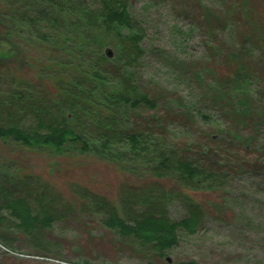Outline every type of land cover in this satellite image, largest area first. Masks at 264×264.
Segmentation results:
<instances>
[{
  "label": "rangeland",
  "instance_id": "374dc122",
  "mask_svg": "<svg viewBox=\"0 0 264 264\" xmlns=\"http://www.w3.org/2000/svg\"><path fill=\"white\" fill-rule=\"evenodd\" d=\"M126 3L144 35L137 78L157 104L155 111H139L136 124L151 116L171 122L167 132L175 136L167 137L169 142L189 145L202 163L216 165L224 181L214 185L215 191L188 193L202 210L201 225L192 236L179 231L177 244L160 256L104 224L109 211L130 222L129 209H137L128 198L151 184L146 173L137 177L67 145L57 153L0 139V186L10 189L9 183L18 181L25 205L51 218L29 238L9 211H0V264H264V0ZM2 35L0 58L7 60L0 61V94L41 84L43 96L54 95L57 80L42 79L36 69L21 83L20 54L9 56L6 42L23 52L25 36L2 40ZM9 67L15 68L13 74ZM239 71L249 79L237 91ZM1 112L0 127H8ZM158 188L174 186L164 180ZM165 207L171 222L187 214L183 202Z\"/></svg>",
  "mask_w": 264,
  "mask_h": 264
},
{
  "label": "trees",
  "instance_id": "16d2710c",
  "mask_svg": "<svg viewBox=\"0 0 264 264\" xmlns=\"http://www.w3.org/2000/svg\"><path fill=\"white\" fill-rule=\"evenodd\" d=\"M5 1L6 7L0 5L2 40L20 35L28 44L26 51L19 52L17 44L6 42L9 56L20 54L16 70L24 71L21 83L26 84L27 75L36 69L42 79L55 78L57 86L47 97L41 94V84L34 90L0 94V111L6 112L9 125L0 127V139L57 153L67 145L137 177L146 173L153 179L151 184L140 189V196L128 198L129 206L140 211L129 209V223L109 211L104 224L140 246H151L160 256L177 244L179 231L184 232L181 236L194 235L203 213L188 193L215 191L224 175L216 165L202 163L189 145L179 148L169 142L167 137L175 136L167 132L171 122L164 121V126L160 117L151 116L142 126L136 124L139 111H155L157 104L156 96L145 92L137 78L144 35L127 12L126 0ZM14 71V67L7 70ZM236 75L233 87L238 91L249 78H243L241 71ZM29 91L35 96H22ZM164 180L174 188L160 190L158 184ZM9 186H0V202L5 199L0 211H9L16 227L28 235L38 225H50V216L42 212L40 217L36 207L25 205V197L18 195V181ZM170 201L184 203L187 214L179 221L168 219L165 203Z\"/></svg>",
  "mask_w": 264,
  "mask_h": 264
}]
</instances>
